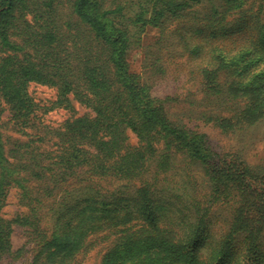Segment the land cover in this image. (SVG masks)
<instances>
[{
	"label": "trees",
	"instance_id": "1",
	"mask_svg": "<svg viewBox=\"0 0 264 264\" xmlns=\"http://www.w3.org/2000/svg\"><path fill=\"white\" fill-rule=\"evenodd\" d=\"M195 7L201 9L194 13L200 35L210 41L238 31L246 36L230 50L214 48L202 71L209 95L241 106L215 124L229 133L263 123L264 0H0V122L4 103L13 131L27 137L10 141L8 150L0 139V258L11 251L14 224L44 237L32 211L71 179L97 176L141 184L129 196L95 192L61 206L50 237L35 241L34 264H70L90 248L87 239L95 233L114 235L100 264H264V173L239 153L217 152L204 134L171 121L163 101L151 96L125 59L127 21L161 28L165 19ZM180 41L191 54L201 50L182 35ZM31 84L57 89L51 108L72 109L76 100L94 116L50 128L29 93ZM128 131L137 145L128 143ZM181 152L201 161L211 192L206 205L188 208L176 197L167 209L153 196L156 182ZM12 188L30 214L9 220L1 210ZM231 201L230 227L217 239L210 235V207Z\"/></svg>",
	"mask_w": 264,
	"mask_h": 264
},
{
	"label": "rangeland",
	"instance_id": "2",
	"mask_svg": "<svg viewBox=\"0 0 264 264\" xmlns=\"http://www.w3.org/2000/svg\"><path fill=\"white\" fill-rule=\"evenodd\" d=\"M199 11H201L200 7H195L190 14L179 19L176 17L165 19L161 28L134 27L127 21L131 37V44L125 58L128 68L130 72L140 76L141 82L147 85L152 97L163 101L171 121L204 134L208 144L217 152L239 153L253 169L264 173V122L223 133L214 119L221 115L232 116L236 111H241V106L233 100L227 104L217 102L216 96L209 95L210 93L203 87L202 81V71L208 64L210 56L213 55L214 48L230 50L242 45L246 36H243L242 31H238L232 38L210 41L200 35L201 24L194 16V13L200 15ZM127 12L132 15L130 7ZM180 35L187 38L190 46L200 45V52L189 53L184 42L180 41ZM28 90L34 101L39 104L42 122L52 129L62 127L67 120L73 118L84 115L94 116L90 108L76 100L72 101V109L51 108L57 99L56 88L31 84ZM2 106L4 112L0 122V139L8 150L10 141L17 139L25 141L27 137H22L13 131L8 106L4 103ZM127 133L128 143L137 145L136 135L130 131ZM150 172L154 173L155 168H151ZM158 179L153 196L159 203L165 204L167 209H172L167 202L176 201V197L182 198L188 204L186 205L188 208L198 203L206 205L205 197L211 192V180L201 161H194L183 152L175 154L173 164L167 172L159 173ZM140 184L139 179L130 181L116 177L94 176L87 181H81L79 178L71 179L69 184L55 191L53 196L44 199L43 204L32 211L45 236L38 238L37 235L33 236L28 232V227L14 224L11 234V251L0 258V264H34V257L38 253V250L36 251L38 243L35 241H43L50 237L56 214L61 206L66 207L70 205L69 202L95 192L106 194V196L125 192L129 196ZM234 207L235 201L211 205L207 217L210 220L208 222L210 235L218 239L221 232L228 230ZM1 214L9 220L16 216L30 214V209L20 204L16 188L10 190ZM172 223L173 221L168 227H171ZM103 237L102 233L90 235L87 239L90 248L77 253L70 264H100L103 255L114 244V235ZM38 264H43V260Z\"/></svg>",
	"mask_w": 264,
	"mask_h": 264
}]
</instances>
